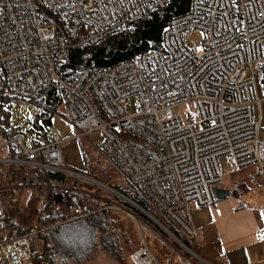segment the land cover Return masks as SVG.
<instances>
[{
    "label": "built area",
    "instance_id": "built-area-1",
    "mask_svg": "<svg viewBox=\"0 0 264 264\" xmlns=\"http://www.w3.org/2000/svg\"><path fill=\"white\" fill-rule=\"evenodd\" d=\"M169 2L0 0V121L6 100L33 101L59 85L67 122L81 137L99 133L100 153L171 226L147 211L190 257L177 264H199L204 261L182 239L195 246L194 213L217 204L222 159L232 174L256 168L264 179V0H190L188 10L169 21L159 50L84 69L73 81L60 76L74 48L128 33ZM189 104L196 117L182 114ZM43 135L36 134L31 147L22 136L7 135L0 166L69 174L61 150L66 140L56 132L40 144ZM50 200L65 223L122 211L92 192L63 186L52 188ZM42 232L9 238L0 219V264H31L41 249L34 238ZM130 260L158 264L143 238Z\"/></svg>",
    "mask_w": 264,
    "mask_h": 264
},
{
    "label": "trees",
    "instance_id": "trees-1",
    "mask_svg": "<svg viewBox=\"0 0 264 264\" xmlns=\"http://www.w3.org/2000/svg\"><path fill=\"white\" fill-rule=\"evenodd\" d=\"M189 4L190 0H170L165 8L149 14L132 31L110 37L96 47L74 48L61 67L60 76L64 80L73 81L84 69L111 67L150 50H159L163 32L169 21L173 17L185 13ZM259 67L261 72L259 83L264 88V63ZM34 100L44 109L43 113L35 118L36 127L44 134L51 124L52 117L63 105V90L57 84L49 85ZM3 121L1 120V127L4 126ZM4 134L5 136L8 135ZM17 172L18 169L16 168L6 170L0 166V195L14 193L11 189H6L13 187L16 183L19 176V172L18 174ZM36 181L38 185L35 184ZM71 181H75V183L71 184ZM28 183L31 186L36 185L41 188L47 197V200L45 199L43 202L44 207L40 214L38 227L21 230L18 225L8 222V218L1 216V214L0 219L5 223L7 221L6 227L9 238L46 229L37 235L41 240L42 247L31 264H58V262L68 264L69 260L76 264H83L99 255V252L106 253L107 256L120 264H125L127 261L131 262L130 257L133 252L140 248L142 237L138 231L137 223L124 212L120 210L103 211L77 222L65 223L53 207L50 200V192L53 187L63 186L91 192L89 190L90 185L85 184L86 186H84L83 183L68 175L40 169L34 171V177ZM121 194L151 214L155 213L154 209L132 187L128 191H122ZM105 205L107 204L105 203ZM124 206L119 207L131 213L140 226L147 223L154 227L152 222L140 211L128 204ZM124 217L127 220H124ZM182 240L187 246H190L191 242ZM154 255L157 263L162 264L158 256ZM182 256L190 258L185 253Z\"/></svg>",
    "mask_w": 264,
    "mask_h": 264
},
{
    "label": "rangeland",
    "instance_id": "rangeland-1",
    "mask_svg": "<svg viewBox=\"0 0 264 264\" xmlns=\"http://www.w3.org/2000/svg\"><path fill=\"white\" fill-rule=\"evenodd\" d=\"M262 89V86L259 87V95L261 97L264 95ZM2 91H4V84L0 77V93ZM43 111L44 109L35 100L21 101L8 99L4 102L1 110V119L4 120V126H0V156L5 157V153L8 151V146L5 145L7 136H5L4 133L9 136H22L27 146H33L36 134H42L35 125V118L38 115H41ZM182 114H184V116L192 115L196 117L197 114L195 106L193 104L187 105L182 109ZM19 115H21V117H19ZM56 132L60 133L63 139L66 140L61 148L65 161L63 168L87 177L89 180L87 181L83 178L69 174L66 175L77 179L83 183L82 185L84 186H86L85 184L90 185L91 187L89 190H91L92 193L98 194L99 197L106 202L116 203V205L119 206L128 204L126 200L120 196V194L122 191H128L131 187L134 189V187L130 185L117 171V169L100 153L98 140L101 138V135L99 133H94L88 138L81 137L79 132L65 119V107L63 105L52 117L51 124L45 130V133L43 137L40 138L39 143L43 144L47 139H50L52 134ZM261 137L264 139V126ZM226 161L227 160L224 158L221 163L225 173V180L229 181L232 179L234 174L225 168ZM2 167L7 170L10 169L11 166L3 165ZM17 169L20 173V177L13 187H11V190L14 193H3L0 195V214L1 216L8 218V222H13L18 225L21 230L29 229L31 227L36 228L38 227V222L41 217L40 214L44 207L43 202L45 199L47 200V197L45 196L46 193L36 185H28L30 183L24 184V181H26L24 180L25 177L28 181L33 179L34 170L21 167H18ZM74 183L75 181H71V184ZM8 189L10 190V188ZM122 212H124V214L128 217L132 215L125 210H122ZM152 215L164 226L169 228L171 227L169 223L157 212ZM123 219L127 220L125 217ZM151 222L154 227L148 225L147 223H143L141 226L139 224L140 230L138 229V231L141 233V237L146 241V244L150 248L153 255L156 254L162 264H175L183 262L182 255L185 252L181 246H178L174 240L166 235V233L153 221ZM5 226H7V221ZM6 230L8 234L7 227ZM34 244L36 247H42L41 240L38 236L34 238ZM189 247L195 255L203 258L198 253L195 246L190 244ZM30 262L32 263V261ZM197 262L199 264H206L198 260ZM58 264H61V262H58ZM68 264L76 263L69 260ZM83 264L120 263L107 256L106 253L99 252V255L94 256L91 260H88ZM125 264H132V262L129 263V261H127Z\"/></svg>",
    "mask_w": 264,
    "mask_h": 264
},
{
    "label": "crops",
    "instance_id": "crops-1",
    "mask_svg": "<svg viewBox=\"0 0 264 264\" xmlns=\"http://www.w3.org/2000/svg\"><path fill=\"white\" fill-rule=\"evenodd\" d=\"M19 177L20 173L17 180ZM24 180L28 184L32 179ZM222 190L228 196L194 213V245L198 253L215 264H264V179L256 168H250L225 180Z\"/></svg>",
    "mask_w": 264,
    "mask_h": 264
},
{
    "label": "water",
    "instance_id": "water-1",
    "mask_svg": "<svg viewBox=\"0 0 264 264\" xmlns=\"http://www.w3.org/2000/svg\"><path fill=\"white\" fill-rule=\"evenodd\" d=\"M69 174H72V175L77 176V177H79V178H83V179H85V180H87V181L89 180V178L84 177V176H82V175H79V174H77V173L69 172ZM216 194H217V196H218V199H222V198L228 196L229 193H228L227 191H224V190L220 189V190H217V191H216ZM120 196L123 197L129 205H131L132 207H134L135 209H137L138 211H140V212H141L142 214H144L147 218H149L151 221H153L157 226L161 227V226L156 222V220L152 217V215H150L146 210H144L142 207H140V206L134 204V202H132L130 199L124 197L123 195H120ZM161 228H162V227H161ZM201 260H203V261L206 262L207 264H210L208 261H206V260L203 259V258H201Z\"/></svg>",
    "mask_w": 264,
    "mask_h": 264
}]
</instances>
